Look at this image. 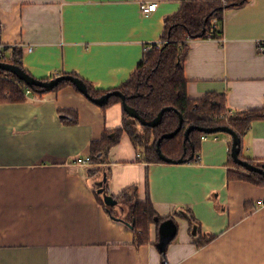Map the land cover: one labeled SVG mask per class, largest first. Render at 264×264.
<instances>
[{"label": "crops", "instance_id": "0c3cea01", "mask_svg": "<svg viewBox=\"0 0 264 264\" xmlns=\"http://www.w3.org/2000/svg\"><path fill=\"white\" fill-rule=\"evenodd\" d=\"M153 1L157 9L144 14L141 5ZM183 1L0 0V49L22 48L24 67L39 79L77 73L113 89L163 39L166 16ZM188 41L189 97L220 93L233 112L264 107V0L225 10L218 37ZM25 96L0 102V264H164L165 243L167 264H264V185L229 178L230 169L247 171L230 162L229 133L201 138L187 162H147L123 134L89 176L90 163L79 160L104 130L123 124V103L104 110L72 84ZM241 153L264 164V119L253 121ZM107 169L112 194L136 183L144 200L148 177L156 210L174 217L152 224L149 242H136L124 208L115 206V218L99 201ZM184 209L211 241L200 244L178 214Z\"/></svg>", "mask_w": 264, "mask_h": 264}, {"label": "trees", "instance_id": "16d2710c", "mask_svg": "<svg viewBox=\"0 0 264 264\" xmlns=\"http://www.w3.org/2000/svg\"><path fill=\"white\" fill-rule=\"evenodd\" d=\"M247 2L249 0H184L177 12L167 15L165 18L162 38L166 42L161 47H151L145 50L143 59L129 80L119 87L108 90L98 89L92 82L82 78L77 73H71L86 82L89 94L93 98L115 89L121 90L126 95L127 103L136 108L146 120L155 118L163 107H172L165 111L161 122L156 126L143 125L137 118L124 110L123 124L104 130L101 138L92 142L88 168L89 176H95L102 170L103 164L108 162L111 148L121 141L123 134L129 135L145 161L167 162L158 153L157 141L162 134L176 129L180 121L179 112L183 114L182 127L173 137L164 138L161 141V148L168 157L184 158L186 162L195 160L196 155L198 157L202 135L218 133H206L194 129L191 131L190 137L186 139L185 130L189 125L229 126L235 130L242 141L253 121L264 119V107L233 112L227 108L226 98L220 93L208 92L201 98L193 99L189 97L187 91L188 80L185 76L184 62L189 49L188 40L218 37L223 31L225 10L241 7ZM0 60L18 64L30 73L24 67L23 49L20 47L0 49ZM68 84L74 85L71 81L64 80L53 90H58ZM27 86L15 73L0 68V102L26 100L24 88ZM74 86L76 87V85ZM29 88L36 95L47 92L39 86ZM7 92L9 93L7 94ZM117 102H122V97L112 95L105 104L100 106L105 110ZM76 121V118H73L70 122L75 123ZM240 157L246 159L242 153H240ZM247 160L254 163L250 158ZM230 162L236 167L247 170L230 169L228 174L230 179H245L258 185H264V175L237 164L232 155ZM257 165L264 168V164ZM104 172V178L97 188L98 199L115 218L119 217L116 215V205L125 209L127 213L123 218L133 227L137 243H147L151 240L150 229L152 224L159 225L163 221L174 218L171 215L163 217L156 210L148 192V177H146L147 197L141 200L139 187L136 183L125 187L118 195L112 194L109 190L111 171L107 169ZM106 195H111L115 203H107L105 201ZM178 214L187 218L189 230L192 234L200 236V244H206L215 237L213 234H204L192 210H180ZM158 241L161 243L160 236L157 239V244ZM167 244L165 243L161 248L164 264H167Z\"/></svg>", "mask_w": 264, "mask_h": 264}, {"label": "water", "instance_id": "95a60500", "mask_svg": "<svg viewBox=\"0 0 264 264\" xmlns=\"http://www.w3.org/2000/svg\"><path fill=\"white\" fill-rule=\"evenodd\" d=\"M0 68L9 70V71L15 73L29 87L39 86V87H42L46 91L53 90L60 82H62L64 80H69L74 85H76V87L83 94H85L90 99L92 98V100L99 105L105 104L108 101V99L110 98V96L119 95L122 97V103H123L124 110H126L130 115L137 118L143 125H149V126L158 125L161 122L165 111H168L172 108L171 106H165L159 111L158 115L155 118H153L151 120H146L138 112V110L136 108H134L133 106H131L127 103L126 95L121 90L115 89V90L109 91V92H107V93H105L99 97L93 98L89 94L86 82L82 78L75 76L71 73L59 74L57 76H54L51 79H39V78L31 75L30 73H28L25 69H23L18 64H15V63H12L9 61L0 60ZM179 117H180V121H179V125L176 127V129L162 134L158 138V141H157L158 153H159L160 157L167 162H182L185 160L184 158L174 159V158L168 157L167 155H165V153H163L162 148H161V141L164 138L173 137L181 129L182 124H183V114L180 112H179ZM194 129H198V130L204 131L206 133H215V132H221V131L229 133L232 136L231 155H232L233 160L237 164L245 167L246 169H248L250 171L258 172V173H261L262 175H264V168L263 167L255 164V163H252L247 159H243L242 157H240L242 141H241V138L239 137V135L231 127L225 126V125L224 126H215V127H206V126H199V125L191 124L185 130V138L186 139L190 137V133ZM105 201L109 204L115 203V200L111 195H106Z\"/></svg>", "mask_w": 264, "mask_h": 264}, {"label": "built area", "instance_id": "2783aa9c", "mask_svg": "<svg viewBox=\"0 0 264 264\" xmlns=\"http://www.w3.org/2000/svg\"><path fill=\"white\" fill-rule=\"evenodd\" d=\"M157 6H158V3L153 1V2H148V3H144L141 5V9H142V12L144 14H149L153 11H155L157 9ZM216 22V21H215ZM214 26V24H213ZM223 41H226L225 38H222ZM166 41L164 39H159V40H156L152 43H149L147 46H146V50L151 48V47H161ZM24 90L26 91V93L30 92L31 91V88H29L28 86L24 88ZM208 135H202V139H205L207 138ZM89 159H90V156H86L84 159H81L79 160L80 162H84V163H88L89 162ZM260 203H264V200H260Z\"/></svg>", "mask_w": 264, "mask_h": 264}]
</instances>
